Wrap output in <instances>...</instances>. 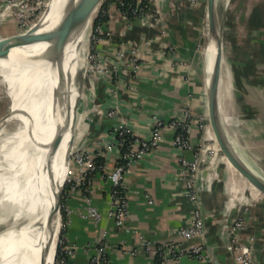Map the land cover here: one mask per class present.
<instances>
[{
	"label": "crops",
	"instance_id": "crops-1",
	"mask_svg": "<svg viewBox=\"0 0 264 264\" xmlns=\"http://www.w3.org/2000/svg\"><path fill=\"white\" fill-rule=\"evenodd\" d=\"M200 1L156 0L166 33L139 19L124 17L117 5L111 7L103 26L107 43L100 44L101 50L121 44L127 57L130 49H136L140 68L133 71L121 58H115L116 83L112 79L98 81L99 75L95 78L98 95L95 93L93 106L79 115L75 132H83L88 145L99 149L101 141L114 139L111 132L115 126L128 127L140 136H149L158 118L166 126L159 146L127 169L126 228H117L110 215L111 182L104 172L96 173L90 192L92 204L101 213L99 221L84 216L87 202L82 192L65 194L66 221L61 238L62 246L71 248L65 264H89L93 244L103 233L108 264H156L157 247L168 244H204V252L221 264H245L242 258L249 257L251 264H264V191L227 161L210 133L207 45L202 51L209 42L203 25L207 4ZM227 2L223 17L227 82L219 90L221 122L239 157L264 177V0ZM111 55L115 56L114 52ZM111 109L113 114L109 115ZM186 113L192 115V146L181 149L174 145L170 122ZM200 123L205 126L200 127ZM100 150L108 167L119 161V148ZM182 159L197 163V200L186 193V180L180 174ZM196 211L202 215L203 231L185 238L179 229L193 223ZM163 264L207 261L181 255L167 257Z\"/></svg>",
	"mask_w": 264,
	"mask_h": 264
},
{
	"label": "bare ground",
	"instance_id": "bare-ground-1",
	"mask_svg": "<svg viewBox=\"0 0 264 264\" xmlns=\"http://www.w3.org/2000/svg\"><path fill=\"white\" fill-rule=\"evenodd\" d=\"M89 1H84L75 17L59 34L56 45L57 51L61 52L60 62L63 63L69 79L74 82L75 92L78 89L76 82H79L78 77L89 53L91 22L95 14L89 9V5L87 6ZM5 15L1 13L0 16ZM207 35L209 42L204 51L208 60L206 90H208L213 54L216 50V43L209 31ZM3 38L5 37L0 38V43L3 42ZM64 44H67L66 57L62 49ZM27 48H30L28 44L25 45V49ZM33 55L35 62L24 52L11 51L0 54V92L2 83L9 97L7 110L0 114V264H53L61 229L58 195L61 184L64 183L69 172L65 155L70 136L64 138L59 148L56 180L55 185H52L47 166L53 157L52 145L56 146L62 140V137L56 139V135L62 131L63 124L59 107L52 97H50L51 102L49 101L45 86L42 91V101L36 102L38 106L33 104L27 106L28 103L21 97L17 98L16 95L19 94L16 84L30 91L35 81V78L22 75L18 68L27 67L31 76V73L38 71L39 80L45 82L41 75L39 52L35 51ZM44 69L51 96V88L56 80L48 67L44 66ZM81 75L84 76L83 73ZM97 76L98 72H93L92 80ZM221 78L222 91L227 82L225 59H223ZM30 92L33 95L32 91ZM95 93L93 84L85 83L76 124L80 120L79 115L92 106ZM211 129L210 126L211 136L215 139ZM83 135L84 133L79 130L75 132L72 148L80 143ZM226 159L231 162L228 157Z\"/></svg>",
	"mask_w": 264,
	"mask_h": 264
},
{
	"label": "built area",
	"instance_id": "built-area-1",
	"mask_svg": "<svg viewBox=\"0 0 264 264\" xmlns=\"http://www.w3.org/2000/svg\"><path fill=\"white\" fill-rule=\"evenodd\" d=\"M119 8L124 17H130L133 13L130 12L131 7L127 6L126 0H118ZM45 6H49L47 0L43 3ZM147 4V3H145ZM135 10H142L144 6L142 0H138L135 5ZM133 8V7H132ZM129 9V10H128ZM145 17V16H144ZM130 19V18H129ZM103 28V26H100ZM100 43L103 42L102 39ZM131 61V67L134 71H137L139 64L138 59ZM109 112V115H112ZM191 114L186 113L182 117L173 119L170 125L174 129V145L184 149L192 146L190 141V134L193 128L191 122ZM166 123L163 119H156L153 123L151 134L149 136H140L125 126H115L111 132L114 137L109 143L104 140L101 141L99 149L93 148L88 144L73 152L70 160L71 168L69 167V174L65 183V194H72L76 192H82L87 202L84 216L94 221L101 219V213L98 208L91 202V186L93 178L96 173L102 171L106 174L108 180L111 182L110 199L111 209L110 215L115 221L117 228L124 229L127 227V221L129 218V196L126 187V176L128 167L140 160L145 154L153 148L159 146L163 138V130ZM200 127H204L203 123H200ZM111 150L113 147L120 149V159L112 167H108L102 158V150ZM180 174L186 180V193L192 200H197L198 193L196 188L197 181V163L190 162L187 159H182V167ZM65 224V223H64ZM239 226L241 223H237ZM203 231V219L199 211H196L194 221L190 226H182L179 229V234L185 238H193L201 235ZM63 245L61 238L59 253L56 259V264H65L67 260V254L71 251V248L67 245ZM147 249L150 248V244H147ZM94 251L92 252L89 260V264H108L109 253L106 244V233H103L93 244ZM133 253H136L133 252ZM181 255L195 256L197 258L205 259L207 264H215L211 257L204 252V244H196L189 247H181L175 244L171 245H159L157 247L156 257H158L156 264H163V260L167 257L170 259L177 258ZM245 264H251V258L245 260L242 258ZM241 259V260H242Z\"/></svg>",
	"mask_w": 264,
	"mask_h": 264
},
{
	"label": "water",
	"instance_id": "water-1",
	"mask_svg": "<svg viewBox=\"0 0 264 264\" xmlns=\"http://www.w3.org/2000/svg\"><path fill=\"white\" fill-rule=\"evenodd\" d=\"M85 0H55L50 4L39 20L43 19V16L49 10L47 20L40 31L38 27H34L28 30L25 34L18 31L15 34L5 36L3 42L0 43V54L9 53L11 51H25L26 44H40V55L39 60L42 65L48 67L51 71L53 78L56 80L55 85L51 88V97L53 101L59 107V114L63 118L62 131L56 135V139L62 137L60 144L52 145L53 147V157L47 166L48 176L52 185H55L56 176V160L59 148L64 140V138L69 135L70 141L69 146L66 151L65 161L70 167V160L73 152L82 149L88 143L85 138L76 147L72 148L73 138L75 136L76 130V117L79 107V102L81 99L82 91L85 86V80L82 84L78 85V89L75 92L74 82L68 77V73L60 62L61 52L57 51L56 45L59 34L67 26V24L75 17L78 10L81 8ZM101 0H90L87 3L91 12L95 13ZM89 12V11H88ZM89 16L91 14L89 13ZM207 17H208V31L211 38L214 39L216 43V50L213 54V66L210 76L209 86L207 90V101H208V117L209 123L213 129L216 140L220 145L221 150L224 154L231 160L232 164L245 176L247 177L255 186L264 191V177L250 167L245 161H243L236 151L230 145L223 124L221 122V113L219 108V95H220V82L222 76L223 67V23L219 20L217 12V0H207ZM34 40L31 43H23L22 39ZM71 42V40H70ZM69 43V42H68ZM67 43V44H68ZM67 44L63 46V53L65 55ZM66 57V55H65ZM65 59V58H64ZM206 67H207V57ZM72 148V149H71ZM69 173V172H68ZM68 176V174H67ZM67 178V177H66ZM66 183V179L61 187L58 195V211L60 216V224L63 222V215L61 213L62 207V193L63 186ZM62 229L59 231L57 251L55 255V260L53 264H56V259L59 253L60 241H61ZM215 264H221L219 261H215Z\"/></svg>",
	"mask_w": 264,
	"mask_h": 264
},
{
	"label": "rangeland",
	"instance_id": "rangeland-1",
	"mask_svg": "<svg viewBox=\"0 0 264 264\" xmlns=\"http://www.w3.org/2000/svg\"><path fill=\"white\" fill-rule=\"evenodd\" d=\"M44 1L45 0H5V1L0 0V15H1V13L6 14L3 17L0 16L1 17L0 18V38H2L3 36L5 37V36L15 34L18 31H21L22 34H25L26 32H28L29 29L34 28V27H38L37 31H40L42 29V27L44 26L46 20H47L49 10L52 6V3L54 2V0H47V3L50 4V8L47 11V13L43 16V19L39 20L48 8V5L45 6L43 4ZM137 1L138 0L135 1L134 5L129 4V7H131V8H129L130 12L132 10L133 13L131 12L132 14L128 18H130V20L139 19L140 21L143 22V24L149 23V25L151 27H159L160 29H162V33H166L167 29H166L164 22H163V16L160 12L156 11V0H142V4L144 6V9L135 10V12H134V9L136 8L135 5H136ZM191 2H192V4H197V3H200L201 1L200 0H191ZM205 2L207 4V0H205ZM226 2H227V0H217V12H218L219 20L222 21V23L224 22L223 17H224L225 10L227 9V7L225 9V6H224V4ZM145 3H147V4H145ZM228 4H229V2L226 3V5H228ZM113 5H115V6L117 5L119 7L118 0H101L93 18H92L91 36H90V41H89V53L87 56V61H86L85 65L83 66V70L81 72V74L83 73L84 76H82L81 74L79 75V77H78L79 82H76L77 86L79 84H82L83 80H85V83L87 85H92L94 83V80H92L93 72H98V75H99L98 81L100 79H106L110 82L113 80V83H116L114 81H116V79H117V78H115V74L117 72L113 71L117 67V63L114 62L115 58H121V62H124L123 65H125L126 67H130L131 69H132L131 61H134L133 59H138L137 63L139 64V67L136 69L139 70V68H140V63H141L140 61L141 60H139L140 57L138 54V50H136V49L135 50L133 48L130 49V55H128L127 57L125 55L123 56V54L125 53V49L120 47L121 44L117 48L112 47L113 49L112 48H106L104 50L103 49L101 50L100 44L102 42L100 43V40H98V39H102L103 43H107L106 42L107 38L104 34L105 28H102L100 26H104V23L109 19L110 10H111V7H113ZM205 17H206L205 21H204L205 23H203V25H204V30L207 34V31H208L207 14ZM22 40H23V43H31L34 40V38H31V39L24 38ZM206 45H207V43H205L203 45L202 51L204 50V48H205L204 46H206ZM28 46L30 48H27L25 51H17V52H24L25 54H28L30 56L29 59H32L33 62H35V57H34L33 53L35 51H38L39 55H40L41 45H36V44L29 45L28 44ZM109 51L114 52L115 56L111 55V52L109 53ZM39 65L41 68V75H42L45 82H42L39 80V78H38L39 72L38 71H36V72L34 71L33 73H31L32 74V76H31L27 67L18 68L19 71H21L22 75H24V76L27 75V77L35 78V81H34L33 85H31L32 88L30 90V91H32L33 95H31V92L28 89L25 90L24 88H20L19 86H17V84L15 85V87L19 89L18 90L19 94L12 92V93L17 95V98L21 97L22 100L24 99L28 103L27 106H29L30 104L38 106V105H36V102L42 101V98H43L42 91H43L44 86L47 89L48 99H49V101L51 100L50 99V97H51L50 91L48 88L49 85L46 82V72L44 69V65L41 64L40 60H39ZM16 70H17V68H16ZM118 74L116 76H118ZM1 85H3V87H1L2 90L0 92V114L7 110L8 103H9V97L6 94L5 88H4L5 85L2 83H1ZM95 91L97 94L96 89H95ZM86 110H84V111H86ZM84 111L82 114H85ZM112 111H113V109L109 110L108 114H109V112H112ZM91 114L88 115L89 118L91 117ZM84 137L81 138L80 142H82L84 140ZM71 165H70V168H71ZM231 165H233V164H231ZM64 196H65V184L63 186L62 207H61V213L63 215V222L61 225L62 230L64 227V223L66 221V214H65L66 212H65V207H64V203H63L64 202ZM61 237H62V234H61Z\"/></svg>",
	"mask_w": 264,
	"mask_h": 264
},
{
	"label": "trees",
	"instance_id": "trees-1",
	"mask_svg": "<svg viewBox=\"0 0 264 264\" xmlns=\"http://www.w3.org/2000/svg\"><path fill=\"white\" fill-rule=\"evenodd\" d=\"M127 1V6L130 5H134L136 0H126ZM102 159V158H101ZM66 188V187H65Z\"/></svg>",
	"mask_w": 264,
	"mask_h": 264
}]
</instances>
